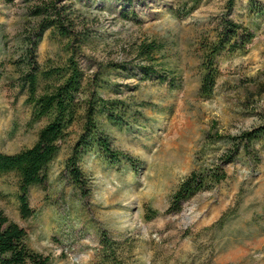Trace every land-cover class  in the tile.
Masks as SVG:
<instances>
[{
	"label": "rangeland",
	"instance_id": "374dc122",
	"mask_svg": "<svg viewBox=\"0 0 264 264\" xmlns=\"http://www.w3.org/2000/svg\"><path fill=\"white\" fill-rule=\"evenodd\" d=\"M39 0H0V151L29 146L46 118L30 124L24 93L14 85V60L37 18L29 7ZM56 0L71 4L75 30L88 37L78 55L87 78L100 71L109 84L102 93L132 102L137 117L118 126L104 121L116 147L133 156L110 163L87 153L81 166L90 176V193L82 198L69 181L63 160L79 126L69 128L47 165L43 184L29 187L28 218L19 213L17 175H0V209L27 232L28 244L51 264H99V231L132 243V264H264V145L257 169L238 157L225 165L227 176L196 192L177 214H167L171 192L193 168L216 160L224 145L218 134L252 127L264 114V13H254L250 0H236L232 17L255 35L245 50L222 53L213 93L198 94L201 67L198 40L224 10L225 0ZM264 6V0H254ZM179 12V13H178ZM154 41V65L161 74L146 75L137 54ZM79 44V43H78ZM64 52L59 39L45 31L38 44L41 64ZM125 66V67H122ZM174 74L172 77L171 75ZM105 85V84H104ZM140 103V104H139ZM211 140L207 141V136ZM257 170V171H256ZM157 212L153 217L147 213ZM232 213L224 227L212 224ZM122 255L129 254L126 247Z\"/></svg>",
	"mask_w": 264,
	"mask_h": 264
},
{
	"label": "trees",
	"instance_id": "16d2710c",
	"mask_svg": "<svg viewBox=\"0 0 264 264\" xmlns=\"http://www.w3.org/2000/svg\"><path fill=\"white\" fill-rule=\"evenodd\" d=\"M199 1L192 0L183 13L194 9ZM235 2L236 0H225L224 10L216 22L198 40L201 67L198 94L201 97H210L214 91L220 74L218 57L222 53L245 50L255 35L249 25L232 17ZM249 7L256 14L264 13V6L254 0H250ZM29 13L36 17L37 21L31 31L23 35L24 50L22 56L14 60L19 72L13 81L19 91L24 93V102L30 108L28 123L33 124L43 118H46V121L38 128L31 145L14 152L0 151V175L8 171H14L17 175V198L22 218H28L33 212L28 203L29 187L45 182L47 165L57 154L60 143L68 135L71 126L77 124L80 131L63 160V166L69 181L75 185L81 197L85 198L90 193V176L82 168L81 161L87 153L96 151L110 163L121 160L131 165L135 163L130 153L115 146L104 121L122 126L128 123L131 117L141 114V110L134 107L132 102L102 93L115 85L109 84L107 78H103L102 72L96 71L90 78L86 77L78 55L80 42L88 36L84 33L77 34L71 4L58 5L56 0H39L29 7ZM47 30L51 36L59 39L60 49L64 54L56 61L47 59L41 64L37 48ZM159 48L154 41L141 43L137 47V54L149 62L139 66L144 69L146 75L153 73L160 79H166L167 76L161 74L153 63V53ZM217 136L224 147L216 160L191 169L178 182L170 194L165 213H179L183 204L196 192L225 179V165L238 157L246 158L249 166L257 169L264 145V114H260V121L252 127ZM206 139L209 141L212 138L208 135ZM150 212L151 215H146L149 218L157 213ZM232 216L230 212L223 213L212 227H224ZM124 245L125 242L110 236L108 231L102 228L99 231L96 253L99 264H132L127 262V258H131L132 243ZM123 247L129 252L126 257L121 252ZM0 264H51L48 255L28 244L26 230L10 220L2 209Z\"/></svg>",
	"mask_w": 264,
	"mask_h": 264
}]
</instances>
